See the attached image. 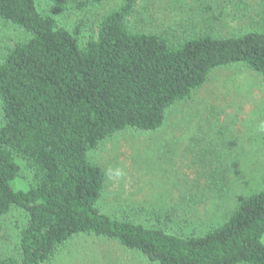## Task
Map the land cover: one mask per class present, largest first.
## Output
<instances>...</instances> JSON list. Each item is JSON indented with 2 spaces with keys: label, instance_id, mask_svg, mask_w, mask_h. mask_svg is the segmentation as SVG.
Masks as SVG:
<instances>
[{
  "label": "trees",
  "instance_id": "trees-1",
  "mask_svg": "<svg viewBox=\"0 0 264 264\" xmlns=\"http://www.w3.org/2000/svg\"><path fill=\"white\" fill-rule=\"evenodd\" d=\"M37 1L0 0V21L25 34L0 52V216H24L16 255L0 264H51L70 241L88 236L149 264H264V167L260 184L222 223L185 235L166 226L180 220L166 209L147 214L164 215L158 225L101 212L104 172L89 161L120 133L158 132L167 112L219 68L240 65L264 79V31H139L130 22L138 0H121L84 40L82 23L61 27ZM72 2L84 11L104 0ZM18 160L30 176L26 191L11 186Z\"/></svg>",
  "mask_w": 264,
  "mask_h": 264
},
{
  "label": "rangeland",
  "instance_id": "rangeland-1",
  "mask_svg": "<svg viewBox=\"0 0 264 264\" xmlns=\"http://www.w3.org/2000/svg\"><path fill=\"white\" fill-rule=\"evenodd\" d=\"M120 2L104 0L84 11L75 10L72 0H38L37 5L61 27L73 30L82 23L87 40ZM136 7L130 22L139 31L178 37L198 31L219 37L264 31V0H138ZM24 38L22 30L0 21V52ZM89 161L104 172L101 212L158 225L164 215L147 214L152 207L160 213L166 209L180 217L173 215L166 226L179 234L202 235L262 181L264 79L240 65L219 68L167 112L158 132L120 133L91 152ZM17 163L20 174L11 186L26 191L30 176L22 161ZM117 171L122 173L118 178ZM23 218L19 211L0 216V258L16 255ZM51 264L149 263L115 241L88 236L70 241Z\"/></svg>",
  "mask_w": 264,
  "mask_h": 264
},
{
  "label": "clouds",
  "instance_id": "clouds-1",
  "mask_svg": "<svg viewBox=\"0 0 264 264\" xmlns=\"http://www.w3.org/2000/svg\"><path fill=\"white\" fill-rule=\"evenodd\" d=\"M120 175H122V173L119 172V171H117V173H116V178H118Z\"/></svg>",
  "mask_w": 264,
  "mask_h": 264
}]
</instances>
